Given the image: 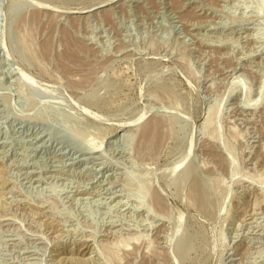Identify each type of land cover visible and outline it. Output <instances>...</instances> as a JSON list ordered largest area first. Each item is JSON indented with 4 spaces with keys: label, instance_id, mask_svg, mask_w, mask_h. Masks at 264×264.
<instances>
[{
    "label": "rangeland",
    "instance_id": "obj_1",
    "mask_svg": "<svg viewBox=\"0 0 264 264\" xmlns=\"http://www.w3.org/2000/svg\"><path fill=\"white\" fill-rule=\"evenodd\" d=\"M0 264H264V0H0Z\"/></svg>",
    "mask_w": 264,
    "mask_h": 264
},
{
    "label": "bare ground",
    "instance_id": "obj_2",
    "mask_svg": "<svg viewBox=\"0 0 264 264\" xmlns=\"http://www.w3.org/2000/svg\"><path fill=\"white\" fill-rule=\"evenodd\" d=\"M37 12H40V10L39 11H37ZM37 12H33V17L32 16H29V17H31V18H33L34 19V21H36V25H37V21H38V19H39V14H37ZM42 12V11H41ZM41 14V13H40ZM32 15V14H31ZM41 17V16H40ZM30 18V19H31ZM32 20V19H31ZM31 20H28V22H29V24H30V21ZM25 21H26V23H27V20L25 19ZM39 22H40V20H39ZM32 23V22H31ZM35 23V22H34ZM25 24V23H24ZM27 25V24H26ZM47 48H49L48 47V45L46 46ZM46 48V49H47ZM155 125H157L158 126V128H159V125H160V122L158 121V120H154V122H153V124L152 125H150V124H147V125H145V129H144V136H143V139L144 140H149L150 139V137H151V134L152 133H155V128L156 127H154ZM154 128V129H153ZM157 129V128H156Z\"/></svg>",
    "mask_w": 264,
    "mask_h": 264
}]
</instances>
